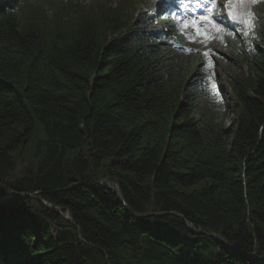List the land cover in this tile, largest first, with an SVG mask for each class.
Here are the masks:
<instances>
[{
    "label": "trees",
    "instance_id": "obj_1",
    "mask_svg": "<svg viewBox=\"0 0 264 264\" xmlns=\"http://www.w3.org/2000/svg\"><path fill=\"white\" fill-rule=\"evenodd\" d=\"M159 2L0 0V264H263L264 0L231 114Z\"/></svg>",
    "mask_w": 264,
    "mask_h": 264
},
{
    "label": "rangeland",
    "instance_id": "obj_2",
    "mask_svg": "<svg viewBox=\"0 0 264 264\" xmlns=\"http://www.w3.org/2000/svg\"><path fill=\"white\" fill-rule=\"evenodd\" d=\"M176 1L178 2V0H168L167 2L165 0H161V4H175ZM214 1V5L218 3V0H212V2ZM254 1L255 0H241L240 2V0H236L237 4L239 3V7L242 11V19L239 15H232L233 17H229V19L241 23V25H239V29L242 35H245L250 30V14L251 7ZM234 12H238L237 6L231 8L230 13L234 14ZM177 24L182 26L180 22ZM164 27L167 28L168 25H164ZM187 39L193 43H189ZM183 43L186 46V52L190 50L192 52L200 53L204 60L201 66L202 68L199 70V73H201L199 82L202 84L208 83L209 89H204V93H206L207 97L198 98V107L201 108L204 104L209 105L219 103L221 105H225L228 108L229 113L231 114L234 101L232 95L230 94V87L227 85V83L223 80L222 77V70L227 65V62L222 59L223 56H226L228 46L224 43L221 44L217 42L214 36L213 28L208 29V33L206 30H203L202 32L192 33L191 30L190 35L183 39ZM213 57H216V59H214ZM221 91H223V95H221ZM227 123L228 120L225 121V124Z\"/></svg>",
    "mask_w": 264,
    "mask_h": 264
},
{
    "label": "water",
    "instance_id": "obj_3",
    "mask_svg": "<svg viewBox=\"0 0 264 264\" xmlns=\"http://www.w3.org/2000/svg\"><path fill=\"white\" fill-rule=\"evenodd\" d=\"M100 184L103 187H106V188H109V189L113 190L116 193V195L118 196V198L120 200H122L119 188H118V186L116 184H114V183H112L111 181H108V180H103ZM17 195H18L17 193H10V194L4 195V196L0 197V203H2L5 199H7L9 197L17 196ZM49 208L51 210H53V211H56V212L60 213L59 210L57 208H55L54 206H49ZM64 218H67V216H64ZM188 228L193 233H200V232H196L194 230L193 226H191V225H188ZM214 238H216L218 241L222 242V240L217 238L216 236H214ZM260 261L264 264V260H260Z\"/></svg>",
    "mask_w": 264,
    "mask_h": 264
},
{
    "label": "bare ground",
    "instance_id": "obj_4",
    "mask_svg": "<svg viewBox=\"0 0 264 264\" xmlns=\"http://www.w3.org/2000/svg\"><path fill=\"white\" fill-rule=\"evenodd\" d=\"M198 4H201V2H198Z\"/></svg>",
    "mask_w": 264,
    "mask_h": 264
},
{
    "label": "snow or ice",
    "instance_id": "obj_5",
    "mask_svg": "<svg viewBox=\"0 0 264 264\" xmlns=\"http://www.w3.org/2000/svg\"><path fill=\"white\" fill-rule=\"evenodd\" d=\"M182 2H183V0H182Z\"/></svg>",
    "mask_w": 264,
    "mask_h": 264
}]
</instances>
